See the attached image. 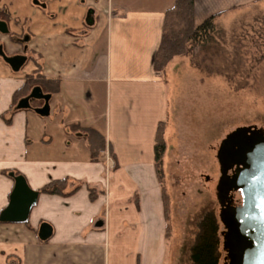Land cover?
Listing matches in <instances>:
<instances>
[{"label":"crops","instance_id":"obj_1","mask_svg":"<svg viewBox=\"0 0 264 264\" xmlns=\"http://www.w3.org/2000/svg\"><path fill=\"white\" fill-rule=\"evenodd\" d=\"M262 1L193 0V24ZM174 2L53 0L47 14L32 0H0V9L10 14V32L20 34L23 24L29 36L25 47L0 33L3 51L27 56L28 50L38 57L42 75L60 86L50 95L47 116L33 110L42 99L17 108L13 94L36 69L35 62L27 59L14 72L0 58V212L14 185L10 173L24 176L36 191L65 178L69 193H39L26 222H0V264H172L154 165L158 124L164 123L166 185L169 172H194L192 120L183 117L182 127H173L176 115L167 88L171 76L186 73L166 70L163 79L153 68L164 14ZM89 8L94 25L79 31ZM190 82L187 88L194 89V75ZM84 127L104 137L96 157ZM42 223L52 229L47 240L38 235ZM170 230L173 235V216Z\"/></svg>","mask_w":264,"mask_h":264},{"label":"rangeland","instance_id":"obj_2","mask_svg":"<svg viewBox=\"0 0 264 264\" xmlns=\"http://www.w3.org/2000/svg\"><path fill=\"white\" fill-rule=\"evenodd\" d=\"M214 22L216 49L192 47L186 56L166 66L167 74L172 69L186 73L180 79L171 76L167 85L176 115L173 127H182V118L187 117L192 120L194 133V146L189 148L194 151L190 160L194 172H169L166 185L169 216H173L175 226L174 234L170 230L168 235V260L172 264H191L189 254L198 221L208 212L217 220L218 264H224L223 226L215 196L220 176L216 150L224 136L237 127L264 130V1L220 14ZM193 75L194 89L187 88ZM180 84H186L185 89ZM31 105L40 106L41 102L32 101ZM91 117L100 121L95 114ZM82 123L91 122L82 119ZM72 130L76 132L75 127Z\"/></svg>","mask_w":264,"mask_h":264},{"label":"water","instance_id":"obj_3","mask_svg":"<svg viewBox=\"0 0 264 264\" xmlns=\"http://www.w3.org/2000/svg\"><path fill=\"white\" fill-rule=\"evenodd\" d=\"M94 10H87L85 23L94 25ZM8 26L0 20V33L7 34ZM0 58L18 72L25 62V54L7 55L0 45ZM31 99H42L44 104L33 110L42 116L49 114L50 94L35 86L21 98L17 108L27 109ZM220 176L215 186L219 204L218 219L223 226L224 264H264V130L255 126H241L227 133L216 150ZM14 185L7 206L0 212V222L23 223L28 220L39 192L31 189L24 176L9 174ZM240 196L233 205L234 194ZM101 225V222L97 224ZM51 226H39V238L47 240Z\"/></svg>","mask_w":264,"mask_h":264},{"label":"trees","instance_id":"obj_4","mask_svg":"<svg viewBox=\"0 0 264 264\" xmlns=\"http://www.w3.org/2000/svg\"><path fill=\"white\" fill-rule=\"evenodd\" d=\"M218 15L205 19L201 24H193V0H175L174 4L168 8L164 14L160 42L153 58V68L160 73L164 79L166 66L176 57L186 56L192 47L201 46L206 50L216 49L218 47L217 39L214 37L216 25L214 19ZM0 19L9 20L8 16L0 10ZM23 33H26L22 28ZM22 33V35H23ZM27 34V33H26ZM11 38L18 40L22 35H16L9 32ZM27 59L33 60L36 69L24 78L23 84L13 94V106L19 99L27 96L35 86L40 87L43 93L54 95L59 92L60 86L57 80L47 79L42 75L41 65L37 62V56H31L26 52ZM12 106V107H13ZM79 127V126H78ZM88 147L92 153V158L104 149V137L95 129L82 128ZM166 149L164 138V123L157 126L154 143V165L156 176L161 189L164 216L166 219L167 235L170 232V216L168 211V195L163 169V157ZM67 179L53 180L38 192L42 194H52L66 196ZM94 198L93 192L90 193ZM218 224L212 213H206L198 221V231L195 240L190 248L191 264H218Z\"/></svg>","mask_w":264,"mask_h":264},{"label":"flooded vegetation","instance_id":"obj_5","mask_svg":"<svg viewBox=\"0 0 264 264\" xmlns=\"http://www.w3.org/2000/svg\"><path fill=\"white\" fill-rule=\"evenodd\" d=\"M49 1H53V0H32V4L35 6V7H37V8H39L40 10H42L43 12H46L47 14H49L48 13V2ZM81 2H83V0H80V3ZM90 9V8H89ZM2 12H4L7 16H8V18H9V20L8 21H6V20H4V19H0V20H2V21H5L6 23H7V26H8V33L7 34H9V32H10V29H9V22H10V14L8 13V11L7 10H5V9H0ZM87 13V12H86ZM85 17H86V14H85V16H84V19L82 20V25H83V28L81 29V30H79V31H83V32H85V27L87 26L86 25V23H85ZM15 23L16 24H18L19 23V21L18 20H15ZM20 27H21V33L20 34H18V36L19 35H22V33H23V30H22V28H23V24H21L20 25ZM17 35V34H16ZM10 36V35H9ZM11 37V36H10ZM12 39V41H15V42H19V43H22L23 45H25V47H26V45H27V42H28V40H29V36H28V34H26V33H23V35L22 36H20L19 37V39L18 40H16V39H13V38H11ZM238 197H240L237 193H235L234 194V201H233V205H238L239 204V202H240V198H238ZM223 231V230H222ZM225 263V262H224Z\"/></svg>","mask_w":264,"mask_h":264}]
</instances>
